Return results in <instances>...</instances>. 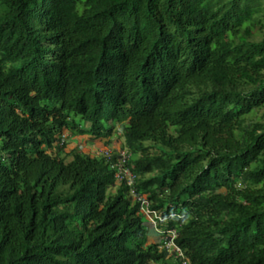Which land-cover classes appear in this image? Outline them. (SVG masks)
<instances>
[{
	"label": "trees",
	"instance_id": "obj_1",
	"mask_svg": "<svg viewBox=\"0 0 264 264\" xmlns=\"http://www.w3.org/2000/svg\"><path fill=\"white\" fill-rule=\"evenodd\" d=\"M262 27L264 0H0V264H172L157 230L264 264ZM63 135L120 137L157 228Z\"/></svg>",
	"mask_w": 264,
	"mask_h": 264
},
{
	"label": "built area",
	"instance_id": "obj_2",
	"mask_svg": "<svg viewBox=\"0 0 264 264\" xmlns=\"http://www.w3.org/2000/svg\"><path fill=\"white\" fill-rule=\"evenodd\" d=\"M66 141V135L60 139V144ZM115 151V153H113ZM108 149L101 152L99 155L107 159L115 156L114 160L110 162V168L114 170V176L118 183H124L129 187L130 197L139 203L140 212L146 217L147 221L154 228H157V221L160 219V214L156 211L149 209L148 200L145 195L139 193L134 187L135 176L128 166L130 153L126 149ZM157 230V229H156ZM160 233V241L163 243V248L169 251V257H173L174 263L172 264H189L184 256L182 250L174 243L175 231H168L166 234L157 230Z\"/></svg>",
	"mask_w": 264,
	"mask_h": 264
},
{
	"label": "rangeland",
	"instance_id": "obj_3",
	"mask_svg": "<svg viewBox=\"0 0 264 264\" xmlns=\"http://www.w3.org/2000/svg\"><path fill=\"white\" fill-rule=\"evenodd\" d=\"M264 37V27L258 29L256 33L253 35L252 39L255 41H259ZM254 120H264V107L254 112L249 118L248 121ZM112 142L109 145H106V141H95L85 137H76V138H66L67 147L65 151H69L70 149L76 147L82 151L91 153L92 155H99L104 150H114L119 149L122 146V139L118 136L113 137ZM100 156V155H99ZM153 234L150 231L151 237ZM158 242L160 238H150V240Z\"/></svg>",
	"mask_w": 264,
	"mask_h": 264
},
{
	"label": "crops",
	"instance_id": "obj_4",
	"mask_svg": "<svg viewBox=\"0 0 264 264\" xmlns=\"http://www.w3.org/2000/svg\"><path fill=\"white\" fill-rule=\"evenodd\" d=\"M152 238H157L158 239L159 237L157 235L153 234V237Z\"/></svg>",
	"mask_w": 264,
	"mask_h": 264
}]
</instances>
